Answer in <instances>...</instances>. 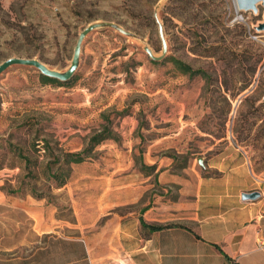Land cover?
Here are the masks:
<instances>
[{"label":"rangeland","instance_id":"1","mask_svg":"<svg viewBox=\"0 0 264 264\" xmlns=\"http://www.w3.org/2000/svg\"><path fill=\"white\" fill-rule=\"evenodd\" d=\"M262 22L260 4L240 11L233 0H0V65L33 60L70 75L57 85L33 65L0 72V228L9 220L18 229L27 205L53 234L97 239L111 214L140 211L159 193L155 168L142 164L187 177L234 151L264 180ZM173 59L202 75L181 73ZM104 117L113 138L55 188L41 141L81 151ZM20 153L38 173L24 178L38 198L25 185L6 193L26 173Z\"/></svg>","mask_w":264,"mask_h":264},{"label":"crops","instance_id":"2","mask_svg":"<svg viewBox=\"0 0 264 264\" xmlns=\"http://www.w3.org/2000/svg\"><path fill=\"white\" fill-rule=\"evenodd\" d=\"M154 168L159 193L140 211L111 214L97 239L53 234L38 208L18 207V229L9 220L0 228V264H264V180L237 152L212 157L194 176ZM252 191L256 199H242Z\"/></svg>","mask_w":264,"mask_h":264},{"label":"trees","instance_id":"3","mask_svg":"<svg viewBox=\"0 0 264 264\" xmlns=\"http://www.w3.org/2000/svg\"><path fill=\"white\" fill-rule=\"evenodd\" d=\"M172 62L175 68L183 74H187L188 76L202 75V72L200 70H194L189 65H187L186 63L182 61L173 59ZM39 78L42 83H52V84H57V85L67 83V81H60L54 78L44 76L42 74L39 75ZM103 120L106 122L105 125H102L101 129L90 137L87 143V146L84 147L81 151H78V152L64 151L58 147H55V148L52 147L45 140L41 141L44 153L50 154L52 158L50 161H48L45 164L42 172L43 174H47L48 178L52 179V182L54 183L55 188L61 187L67 181L69 174H70V165H76V164H80L84 162L87 158L90 157L92 149L95 145L99 144L100 142L106 139L113 138L114 135L110 127L109 119L107 117H104ZM33 142H35L34 143L35 146H38V139H35ZM19 157L24 162V167L22 168V171L23 172L26 171V173L22 176L20 185L16 187L15 189H12L10 187L6 188V193L7 194L19 193L22 190V185H25L28 188L30 194L38 198L40 195L39 193H37L35 185L29 182L24 183L25 177H31L32 179H34L37 177L38 173L29 169L30 160L28 157L23 156L21 153ZM2 168L3 167L0 166V169ZM141 168L146 169V170H153L154 166H145L142 164ZM140 224L142 227L148 228L150 230H159L161 228L158 226H148L143 221H140ZM225 258L228 259L226 256Z\"/></svg>","mask_w":264,"mask_h":264},{"label":"water","instance_id":"4","mask_svg":"<svg viewBox=\"0 0 264 264\" xmlns=\"http://www.w3.org/2000/svg\"><path fill=\"white\" fill-rule=\"evenodd\" d=\"M233 3H234V6L236 7L237 10L252 11V12H255L256 6L258 4H260L263 7V22L260 23L256 27V30L257 31H264V0H233ZM160 38L162 39L161 33H160ZM162 47H163V51H164L165 46H164L163 40H162ZM146 51L152 59H156L150 54V52L148 50H146ZM13 63L33 65L41 72L42 75L50 77V78H54V79H57L60 81H67L70 78V75H68V74L67 75H60L57 72L49 71L48 69H46L44 66H42L41 64H39L36 61L25 60V59H8V60H6L5 62H3L0 65V72L3 69H5L8 65L13 64ZM198 163L201 165L200 159H198ZM241 197H242V199H256L258 197V193L255 191L247 192V193H243Z\"/></svg>","mask_w":264,"mask_h":264}]
</instances>
